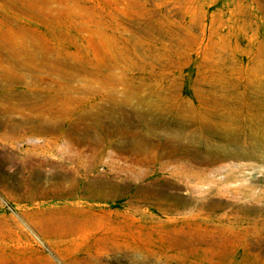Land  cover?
I'll return each mask as SVG.
<instances>
[{"label": "rangeland", "instance_id": "374dc122", "mask_svg": "<svg viewBox=\"0 0 264 264\" xmlns=\"http://www.w3.org/2000/svg\"><path fill=\"white\" fill-rule=\"evenodd\" d=\"M0 264H264V0H0Z\"/></svg>", "mask_w": 264, "mask_h": 264}]
</instances>
